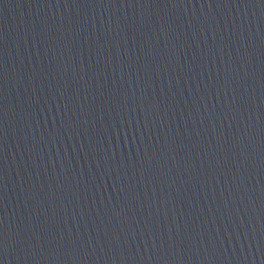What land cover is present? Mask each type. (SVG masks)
Returning a JSON list of instances; mask_svg holds the SVG:
<instances>
[{"label":"water","instance_id":"95a60500","mask_svg":"<svg viewBox=\"0 0 264 264\" xmlns=\"http://www.w3.org/2000/svg\"><path fill=\"white\" fill-rule=\"evenodd\" d=\"M0 264H264V237L157 239L0 232Z\"/></svg>","mask_w":264,"mask_h":264}]
</instances>
